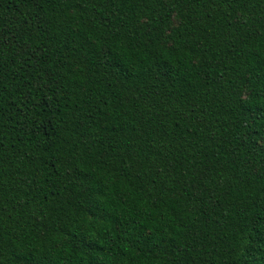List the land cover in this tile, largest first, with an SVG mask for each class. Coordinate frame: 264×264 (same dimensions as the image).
<instances>
[{
  "label": "trees",
  "instance_id": "1",
  "mask_svg": "<svg viewBox=\"0 0 264 264\" xmlns=\"http://www.w3.org/2000/svg\"><path fill=\"white\" fill-rule=\"evenodd\" d=\"M0 264H264V0H0Z\"/></svg>",
  "mask_w": 264,
  "mask_h": 264
}]
</instances>
